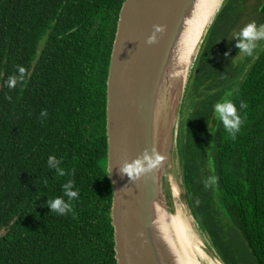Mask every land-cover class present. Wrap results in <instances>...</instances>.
Masks as SVG:
<instances>
[{"label":"trees","instance_id":"16d2710c","mask_svg":"<svg viewBox=\"0 0 264 264\" xmlns=\"http://www.w3.org/2000/svg\"><path fill=\"white\" fill-rule=\"evenodd\" d=\"M123 2L0 0V264H116L105 107ZM240 2L225 0L203 39L176 155L189 212L219 260L264 264V46L238 58L229 34ZM18 66L28 75L9 89ZM225 100L243 121L234 139L213 109ZM69 179L79 191L74 213L58 215L47 200L67 201Z\"/></svg>","mask_w":264,"mask_h":264},{"label":"water","instance_id":"95a60500","mask_svg":"<svg viewBox=\"0 0 264 264\" xmlns=\"http://www.w3.org/2000/svg\"><path fill=\"white\" fill-rule=\"evenodd\" d=\"M200 1L124 0L118 13L105 107L106 172L115 193L110 219L116 264H179L176 244L162 225L160 211L169 210L164 176L170 150L176 152L187 83L207 30L219 12L205 28L191 62L184 66L183 42ZM153 25H164L166 31L158 34L156 44L148 45ZM151 148L166 158L162 166L135 183L129 182L119 166ZM182 195L186 204L183 188ZM4 234L1 231L0 237ZM207 244L201 248L203 254L223 264Z\"/></svg>","mask_w":264,"mask_h":264},{"label":"clouds","instance_id":"9594fccd","mask_svg":"<svg viewBox=\"0 0 264 264\" xmlns=\"http://www.w3.org/2000/svg\"><path fill=\"white\" fill-rule=\"evenodd\" d=\"M215 3L217 11H219L224 6L225 0H215ZM165 31L166 26L153 25L152 34L146 40V44H156L158 42V34L162 35ZM234 40L236 41L235 47L239 50V53L255 58L254 51L258 47V42L264 41V24L257 25L254 21L246 24L239 31V33L235 34ZM27 75V69L23 66H18L17 74L9 76L5 83L9 89L15 88L18 83L25 82V77ZM7 99L10 100L11 97H7ZM240 108H247V104L241 102ZM213 109L220 123L223 125V128L234 139L243 123L240 115L238 114L236 105L229 100H225L215 103L213 105ZM47 115L48 113L46 110H42L40 113L42 118ZM165 159L166 158L154 148H151L150 152L148 149H145L138 157L131 160V162H123L119 166V170L122 175H126L128 177L129 182L135 183L145 175L150 173L153 174L162 166ZM47 164L49 168L55 169L58 176H65L67 174L65 170L60 167L61 161L55 156H49ZM74 184L75 182L69 179L62 186L64 196L68 198L67 201L63 197H56L54 199L47 200V207L51 210V212H55L58 215L74 213V207L71 202L79 196V191L74 190Z\"/></svg>","mask_w":264,"mask_h":264},{"label":"bare ground","instance_id":"6f19581e","mask_svg":"<svg viewBox=\"0 0 264 264\" xmlns=\"http://www.w3.org/2000/svg\"><path fill=\"white\" fill-rule=\"evenodd\" d=\"M216 12L217 6L215 0L200 1L197 11L189 23L186 38L183 42L181 62L184 66H187L191 62L204 30ZM169 196V210L167 209L166 212L160 211V220L176 244L179 253L177 256L179 264H206V257L196 245V237L194 234H191L187 220L181 211L177 189L171 187Z\"/></svg>","mask_w":264,"mask_h":264},{"label":"rangeland","instance_id":"374dc122","mask_svg":"<svg viewBox=\"0 0 264 264\" xmlns=\"http://www.w3.org/2000/svg\"><path fill=\"white\" fill-rule=\"evenodd\" d=\"M164 186H165V189L168 193H169V190L171 187H174L177 189V191H178V202L180 204L181 211L183 213V216H185V218L187 220V224H188V227H189L191 234H194L196 237V242H197L196 245L198 246V248L200 250H201L202 246L208 247L206 239L203 238V236L197 230V228H196V226H195V224H194V222H193V220L189 214L188 208H187L186 204L184 203L183 195H182L180 171H179V167H178L176 152H175V149H173V148L170 150L169 159L167 161V170H166V173L164 176ZM205 257H206V259H205L206 264H208V263L216 264L215 261H213L206 253H205Z\"/></svg>","mask_w":264,"mask_h":264},{"label":"flooded vegetation","instance_id":"af4514ba","mask_svg":"<svg viewBox=\"0 0 264 264\" xmlns=\"http://www.w3.org/2000/svg\"><path fill=\"white\" fill-rule=\"evenodd\" d=\"M241 10L239 11V19L233 25L232 31L229 36L231 37L232 42H236L234 40L235 34L239 33V31L248 23L256 22L257 25L264 24V0H244L243 4L240 2ZM236 18V16H235ZM264 46V41L258 42V47L254 51V57L257 52ZM248 59H254L253 57L246 56L244 54H239L238 58L243 57Z\"/></svg>","mask_w":264,"mask_h":264}]
</instances>
